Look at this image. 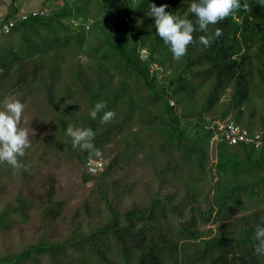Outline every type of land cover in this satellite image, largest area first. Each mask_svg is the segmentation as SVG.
Segmentation results:
<instances>
[{"label":"trees","instance_id":"16d2710c","mask_svg":"<svg viewBox=\"0 0 264 264\" xmlns=\"http://www.w3.org/2000/svg\"><path fill=\"white\" fill-rule=\"evenodd\" d=\"M59 1L9 0L0 17L13 25L0 103L25 105L30 142L18 167L0 163V264H264V0L194 31L178 60L149 4L194 23L192 0ZM229 123L259 139L230 144ZM69 125L91 129L101 155L73 148Z\"/></svg>","mask_w":264,"mask_h":264},{"label":"clouds","instance_id":"9594fccd","mask_svg":"<svg viewBox=\"0 0 264 264\" xmlns=\"http://www.w3.org/2000/svg\"><path fill=\"white\" fill-rule=\"evenodd\" d=\"M166 7V4L160 6L149 4L147 16L153 19L156 35L168 47L172 58L178 60L184 56L187 46L193 41L194 31H207L208 25H215L240 5L239 0H192L187 12L195 17L194 23L190 19L178 18L171 12H166ZM215 35H220L219 29H216ZM199 42L207 46L209 38L200 36ZM103 107L102 103L95 104L89 116L95 119ZM24 109L25 105L19 100H6L0 103V163H7L14 168L19 166L17 157L24 155L30 143L28 131L18 127ZM113 116L112 111H105L101 116V122H107ZM66 135L71 138L73 148L92 151L97 157L101 155L91 142L94 136L91 129L69 125ZM254 239L257 241L254 252L264 255V225H257Z\"/></svg>","mask_w":264,"mask_h":264},{"label":"rangeland","instance_id":"374dc122","mask_svg":"<svg viewBox=\"0 0 264 264\" xmlns=\"http://www.w3.org/2000/svg\"><path fill=\"white\" fill-rule=\"evenodd\" d=\"M46 0H21L22 3V11L29 12V11H38L42 3ZM59 0H57L58 2ZM9 0H0V17L6 13L7 4ZM60 2V1H59ZM103 162H92L91 163V170L94 171L97 167L101 168ZM56 178L61 184V186L65 189H73L75 190L77 178L72 172L67 170V168L61 170H55Z\"/></svg>","mask_w":264,"mask_h":264},{"label":"built area","instance_id":"2783aa9c","mask_svg":"<svg viewBox=\"0 0 264 264\" xmlns=\"http://www.w3.org/2000/svg\"><path fill=\"white\" fill-rule=\"evenodd\" d=\"M37 14L36 12L34 15ZM25 19V16H23ZM12 24H3L0 21V34L7 33L10 31ZM145 52H142V56L144 57ZM219 135H222L223 139L228 141L230 144H238V143H251L254 140L257 141L259 137L251 138L246 131L241 130L237 125L233 123L229 124H220L219 126ZM217 137V136H216ZM217 139V138H216Z\"/></svg>","mask_w":264,"mask_h":264}]
</instances>
